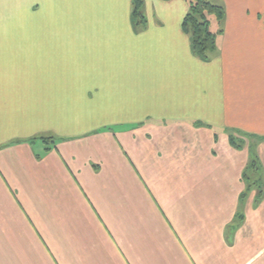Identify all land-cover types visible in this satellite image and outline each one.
Returning <instances> with one entry per match:
<instances>
[{
  "label": "crops",
  "instance_id": "0c3cea01",
  "mask_svg": "<svg viewBox=\"0 0 264 264\" xmlns=\"http://www.w3.org/2000/svg\"><path fill=\"white\" fill-rule=\"evenodd\" d=\"M215 1L205 59L189 0L141 25L133 0H0V264H264L230 141L264 136V0Z\"/></svg>",
  "mask_w": 264,
  "mask_h": 264
},
{
  "label": "trees",
  "instance_id": "16d2710c",
  "mask_svg": "<svg viewBox=\"0 0 264 264\" xmlns=\"http://www.w3.org/2000/svg\"><path fill=\"white\" fill-rule=\"evenodd\" d=\"M133 19L138 24H144L146 18L142 12L143 0H133ZM190 8L184 19V27L191 34L192 47L194 52L202 58H209L211 53L216 49L217 33L213 32L210 27V20L208 14L214 15L218 21H221L226 14L225 7L215 0H189ZM44 139L52 140V136H42ZM264 139L263 137H260ZM251 143L250 139L236 137L233 134L230 135V141L236 147L242 146V141ZM262 166L258 160H254L251 165L250 171L245 170L243 174L244 181L247 182L248 190H251L254 186L257 187L256 199H261L264 196V187L262 186V180L260 177ZM251 173L256 175L251 176ZM259 176V177H258ZM246 193L242 194L244 197Z\"/></svg>",
  "mask_w": 264,
  "mask_h": 264
},
{
  "label": "rangeland",
  "instance_id": "374dc122",
  "mask_svg": "<svg viewBox=\"0 0 264 264\" xmlns=\"http://www.w3.org/2000/svg\"><path fill=\"white\" fill-rule=\"evenodd\" d=\"M208 17H209V20H210L211 30L218 34V31H217L218 26H217V23H216V22H218L217 21L218 19L212 14H208ZM215 23H216V27H215ZM235 136H237V135L235 134ZM241 138L242 139L243 138H245V139L248 138L251 141V143H248L247 140L246 141H242V146H241L243 148L248 146V149L251 150V157H250V161H249L248 168H247L248 171H250L251 165L254 162V160H258L259 164L262 165L261 160H260V158H259V156L257 154V147H258V145L261 142L264 141V139H261L260 136L257 135V134H242ZM254 175H256V174L251 173V176L254 177Z\"/></svg>",
  "mask_w": 264,
  "mask_h": 264
}]
</instances>
